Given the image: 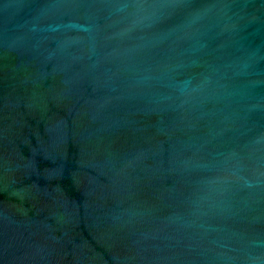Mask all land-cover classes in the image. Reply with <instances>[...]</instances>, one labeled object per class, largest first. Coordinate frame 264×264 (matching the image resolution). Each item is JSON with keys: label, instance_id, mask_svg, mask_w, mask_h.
I'll return each instance as SVG.
<instances>
[{"label": "water", "instance_id": "water-1", "mask_svg": "<svg viewBox=\"0 0 264 264\" xmlns=\"http://www.w3.org/2000/svg\"><path fill=\"white\" fill-rule=\"evenodd\" d=\"M0 264H264V0H0Z\"/></svg>", "mask_w": 264, "mask_h": 264}]
</instances>
